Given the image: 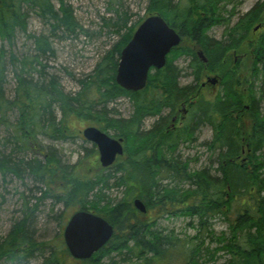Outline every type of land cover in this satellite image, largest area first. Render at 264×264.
<instances>
[{
  "label": "trees",
  "instance_id": "obj_1",
  "mask_svg": "<svg viewBox=\"0 0 264 264\" xmlns=\"http://www.w3.org/2000/svg\"><path fill=\"white\" fill-rule=\"evenodd\" d=\"M60 1L61 9L57 12L52 0H0V79H4L7 71L8 52L5 45L14 44L18 34L28 30V14L22 8L24 4L37 8L41 18L54 20L57 24L54 29L65 27L69 32H76L78 24L72 9L63 0ZM239 1L150 0L148 16L138 24L137 29L147 18L159 15L182 37V43L172 51L166 67L154 70L147 88L138 93L126 91L116 82L121 54L132 40L136 28L128 30L120 49L110 51L93 76L81 83L83 91L75 97L65 94L56 81L34 83V60L21 61L12 54L14 67L20 68L23 76L16 73L18 88L15 102L6 100L3 92L0 94V129L1 126L11 128L6 113L17 109L16 135L12 137L15 149L46 151L34 145L41 134L57 141L74 138L69 124L74 119L93 121L103 132H114L115 138L126 141L128 159L118 161L115 166L119 177L105 175V171L110 169H102V173L94 177L88 172L82 173L80 164L67 168L52 153L43 161L36 158L31 161L15 160V163L11 157L1 158L3 142L0 132L1 173L22 177L23 172H28L37 182L49 188L42 199L53 197L52 185H61L64 193L54 197L57 203L64 202L67 207L80 206V211H93L115 228L116 233L106 247L93 259L78 263L107 264L106 261L110 260L109 264H120L113 260V256L129 255L137 260L135 264H159V261L170 264L174 262L172 253L182 247L191 254L189 264H199L198 260L205 250L203 246L208 241L216 245L213 253L209 248L205 250L211 261H216L217 254L223 252L226 254L225 264H264V113L260 105L264 102V93L260 94L257 88V79L264 77V2L258 3L236 27L231 28L234 6ZM129 22L127 14L122 16L118 12V20L113 25L115 34L120 35ZM227 23H230L227 26L228 40L216 41L209 37L215 26ZM257 25L261 26L257 31L261 35L254 43L253 32ZM243 45L251 48L249 76L246 77L241 70H231L223 75L221 91L215 101L198 104V109L201 112L206 109L207 114L206 117L199 115L195 130L208 124L213 129V141L208 148L209 153L218 158L215 174L209 167L198 171L190 169V163L176 155L177 141L173 146L171 140L157 147L160 156L172 159L170 165L149 168L146 153L159 139L150 138L142 131L145 115L160 109L163 102L175 107L187 102L196 91H191L193 85L181 87L182 72L175 62L187 57L195 70L197 84L202 82L207 68L212 69L222 63L228 53L242 49ZM37 47L42 55L52 52L46 39H38ZM198 50H203L209 58L207 65L201 62ZM40 73L45 81V72ZM148 93L152 96L149 97ZM123 97L128 98L135 108V115L130 120L118 119L107 110L110 103ZM57 106L63 114L60 122L53 111ZM182 139L184 144L199 143V140L193 139L191 132L183 133ZM9 140L8 143H13ZM89 156L92 155L87 153L86 159ZM194 161L198 162V159ZM113 179L116 180V187L125 188L127 196L117 203L107 201L109 199L103 195L106 189L112 187L109 183ZM148 198L152 199V204L148 205ZM134 199L145 202L148 210H157L162 216L197 219V237L191 243L161 235L155 229L156 223L149 224L146 215L135 208ZM219 219L229 223V234L215 232L212 222ZM27 224L28 220H23L6 240L0 242V261L6 259L13 264H27L35 257L36 250L51 248L48 243L32 241ZM65 255L72 258L68 249L59 251L51 248L46 264H69ZM208 263L207 260L205 264Z\"/></svg>",
  "mask_w": 264,
  "mask_h": 264
},
{
  "label": "rangeland",
  "instance_id": "obj_2",
  "mask_svg": "<svg viewBox=\"0 0 264 264\" xmlns=\"http://www.w3.org/2000/svg\"><path fill=\"white\" fill-rule=\"evenodd\" d=\"M63 2L73 11L74 18L78 24L75 33L69 32L65 27L54 29V27L57 26L54 20L41 18L38 9L31 5L24 4L22 6L23 11L28 14L27 33L20 32L14 44L5 45L6 51L8 52L7 71L4 79H0V94L3 92L6 100L15 102L17 98L16 90L18 88L16 73H18L19 76H23L20 68L15 69V65L11 60L12 54L16 55L21 61L34 60L35 64L32 69V80L34 83H49L56 81L65 94L73 95L74 97L77 96L83 91V85L81 83L93 76L96 68L102 63L107 54L112 50L117 49L118 51V49H120L121 43L124 42L128 30L133 28L137 30L138 24L148 16L147 10L150 0H63ZM261 2H264V0H240L234 6L236 8L235 15L231 20V28L236 27L239 21ZM52 3L55 10L59 12L61 9V1L52 0ZM227 8V10L231 11L230 7ZM118 12L122 16L127 14L130 21L128 27L123 30L120 35L115 34V29L113 28V25L118 20ZM229 24L230 23L225 24L226 26H215L209 32V37L216 41L228 40L227 26H229ZM259 35H261V32H253L254 43L259 39ZM40 38L48 41L52 49L51 53L42 55L39 52L37 40ZM243 46L242 49L229 53L224 61L220 64H216L214 68H207L204 74V81L206 77L210 79L219 77L223 80V75L231 70H237L238 72L241 70L244 75L248 77L251 65V60L249 59V56L251 57V48L247 45ZM189 63L190 61L187 57H181L175 62V65L178 66L182 72L180 74L182 79L179 81L182 87H185L191 82ZM42 71H44V74L47 76L45 81L41 78L40 72ZM28 79L31 80V77H28ZM257 82L259 83L257 84V88H259L258 92L260 94L264 93V77L261 78L259 76ZM2 84H4V86H1ZM220 91L221 86L214 89V87L209 84L202 91V95L205 99L213 102ZM149 95H151V93H148V96ZM260 105L264 113V102ZM97 109L102 110L101 107ZM107 110L109 113L115 114V117H118V119L123 120L132 119L135 112L133 103L125 97L110 103ZM53 111L57 121L60 122L63 119L61 110L57 106ZM6 117L11 128L1 126L0 132L3 142L1 158L4 156L11 157L15 163L20 160L31 161L36 158L43 161L44 158L52 153L55 154L67 168L80 164V171L82 173L88 172L94 177L102 173L101 170L103 168L100 163V156L97 149L93 144L86 142L82 134L86 129L91 127L100 129L93 121L70 120L69 124H71L70 126L73 130L72 134H74V138L65 141L53 140L45 134L38 135L37 143L34 145L37 146L36 148L46 150L40 152V149H31L30 151L15 149V142L12 140V137L14 138L16 135L14 127L18 123V110L11 109L6 113ZM153 117L156 118L157 114L145 115L144 119H146H143L142 123L145 125V128L150 126L151 122L154 120ZM203 127L205 126H200L196 130V133ZM108 134L111 137H115L114 132H109ZM198 139H200V142L196 143L194 148L191 146L192 144H189L188 146H184L181 152L178 149L176 155H178L179 158L181 156L185 162L190 163L189 167L194 171L209 167L213 168L212 171L213 174H215L214 172L218 167V158L216 155L212 156L208 148V145L213 141L212 131L210 129L200 131L197 140ZM8 140L13 143H8ZM204 143L206 148H199V146ZM126 146L125 141V148ZM87 153L92 156L86 159L85 156ZM127 156L128 154L125 151L124 157L119 158V161H127ZM188 159L192 161L189 162ZM195 159H198V162L194 161ZM105 172V175H112V178L119 177V175L115 173V167ZM115 185L116 180H111L109 186L112 187L106 189L103 195L109 199L107 201L117 203L127 198V196H125V188H118ZM51 187L53 189L52 192L54 191L53 197L42 199L49 188L44 183L37 182L28 172H23L22 177L0 172V242H3L9 237L17 224L27 219L29 235L32 241L38 244L48 243L51 245V248L58 249L59 251L64 248L65 250L67 249L64 240V231L71 217L76 212L80 211L81 207H67L64 202L57 203L54 197L64 193L63 186L60 185L56 187L52 185ZM135 200L136 199L132 200L133 205ZM154 222L156 223L155 229L158 230L161 235L178 238L181 242L192 243L193 239L198 235L197 219L192 217L162 216ZM212 224L217 234H229V223L223 219H219L216 222L213 221ZM192 247V245L189 246L190 250ZM51 248L48 246L36 250L34 253L35 257L27 264H46V260H48L51 254ZM208 248L213 253L216 249V245H211L207 241L203 246V250ZM205 250L203 251L202 258L198 260L199 264H205L207 260L209 261L208 264H225V253H218L216 261H211V256H208ZM188 253L190 252L184 251L182 247L178 248L177 251L172 253V260L174 262L170 264H189L191 254ZM64 257L66 258V263L80 264L73 258H68L67 255ZM113 260L120 264H135L137 261L133 256L129 255H114ZM110 262L112 261H106L107 264ZM0 264H13V262L4 259L0 261ZM159 264L169 263H161L159 261Z\"/></svg>",
  "mask_w": 264,
  "mask_h": 264
},
{
  "label": "water",
  "instance_id": "obj_3",
  "mask_svg": "<svg viewBox=\"0 0 264 264\" xmlns=\"http://www.w3.org/2000/svg\"><path fill=\"white\" fill-rule=\"evenodd\" d=\"M182 37L159 15L151 16L141 24L132 40L121 54L116 82L126 91L138 93L146 89L153 69L162 70L172 50L180 46ZM199 56L204 58L203 53ZM207 62V59L204 58ZM218 78L209 79L214 86ZM84 138L98 146L103 168L112 167L125 153L124 141L113 139L101 130L91 127L84 131ZM139 212L147 209L141 200L135 201ZM114 227L94 213L81 211L69 220L64 240L75 260L89 261L113 239Z\"/></svg>",
  "mask_w": 264,
  "mask_h": 264
},
{
  "label": "flooded vegetation",
  "instance_id": "obj_4",
  "mask_svg": "<svg viewBox=\"0 0 264 264\" xmlns=\"http://www.w3.org/2000/svg\"><path fill=\"white\" fill-rule=\"evenodd\" d=\"M255 32H257V30ZM202 52L204 53L203 50H198V52H197L198 56H199V53H202ZM226 56L223 58V61L226 58ZM199 58L203 64L207 65L209 63V58L206 56V54L204 55V58L207 59V62L204 61V58H201L200 56H199ZM190 63H189V69L191 71V73H190L191 82L189 84H187L185 87H189V86L193 85L191 91L193 92V90L196 89V91L193 92L194 95L191 93L192 95L187 102L180 103L176 107L174 105H172L171 103H167V102L161 103L160 109L156 110L155 112L150 113V115L157 114L156 118L153 117L154 120L151 122L150 126L145 128V125L143 124V126L141 128L142 131L144 133H146L150 138L153 137L155 139H159L153 146L150 147V149L146 153V156H145L146 157V163H148L147 166L149 168H151L155 165L156 166L157 165H170L169 162L172 159L168 158L169 159L168 160L164 156H160L159 149L157 148L159 145L165 144L167 140L173 141L172 142L173 146H174V143H176V141H177L175 149H176V151L179 149V151L181 152V150L184 146H188L189 144L192 143L191 146L194 148L195 144L197 143V142H195V143L191 142V143H187L185 145L183 142V139H182L183 133L191 132L193 134L194 140L199 137L200 131H202V130L210 129L213 133V129L209 124L208 125H201V127L202 126H205V127L199 129V131L196 133V130L198 128L195 130V127L197 126V119H198L199 115L203 114V117H206V114H207L206 109L204 110V112H201V110L198 109V104L202 102L203 105L204 104L206 105L210 102L211 103L214 102V101L212 102V101L205 99V97L202 95V91L209 84H210V86L214 87V89L215 88L217 89L218 87H220L222 79L218 77V79H219L218 85L213 86V84H211L209 82V79H210L209 77H206V80L204 81V74L206 72V71H204L202 82L196 84L195 75H194L195 70L192 68V65H190ZM181 87H182V85H181ZM150 96H152V95H149V97ZM134 115H135V112H134ZM213 136H214V134H213ZM113 139L121 140L120 138H115V137H113ZM198 140L200 142V139H198ZM123 141H124L123 145L125 147V139H123ZM86 142H88V141H86ZM91 144H93V143H91ZM93 145L97 149L98 154L100 156L98 146H96L95 144H93ZM200 147L206 148L205 143L200 145L199 148ZM125 151H126V148H125ZM171 151H173V150H171ZM165 152L166 151H164L163 153H165ZM168 157H170V156H168ZM118 160H119V157H118L115 165L110 169H113L117 165ZM181 160H183V159L181 158ZM149 204H152L151 198H148V205ZM147 210H148V208H147ZM161 217H162V215H159L157 210H150L149 209L147 214H146V220L148 221L149 224H152L155 220H158Z\"/></svg>",
  "mask_w": 264,
  "mask_h": 264
}]
</instances>
